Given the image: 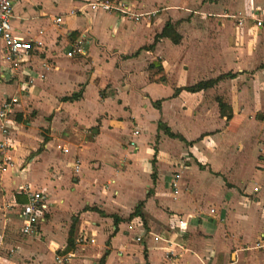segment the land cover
<instances>
[{
	"label": "crops",
	"instance_id": "1",
	"mask_svg": "<svg viewBox=\"0 0 264 264\" xmlns=\"http://www.w3.org/2000/svg\"><path fill=\"white\" fill-rule=\"evenodd\" d=\"M12 1L33 49L14 71L0 49V101L17 98L0 264H264V0H121L138 20ZM166 23L176 43L155 38ZM25 188L49 206L37 236L20 232Z\"/></svg>",
	"mask_w": 264,
	"mask_h": 264
},
{
	"label": "built area",
	"instance_id": "2",
	"mask_svg": "<svg viewBox=\"0 0 264 264\" xmlns=\"http://www.w3.org/2000/svg\"><path fill=\"white\" fill-rule=\"evenodd\" d=\"M83 7L92 11H118L121 13L122 18L130 17L134 20H138L140 16V14H132L121 0H91L83 4ZM12 17L13 1L0 0V49L4 61L7 62L10 70L14 71L17 70L25 58L29 56L33 49V44L31 40H23L14 35ZM55 21L60 22L61 17H57ZM256 23L257 25H261V20H257ZM86 35L87 32H83L73 41L71 47L66 52L68 57H72L76 54H85ZM16 101L17 98L15 97L0 101V128L3 132L8 131V115L12 112ZM133 133L137 134L138 131L134 130ZM130 145L134 146L135 143L131 141ZM10 148L11 144L8 140L0 141V155L2 156L3 163L2 169H5L9 165L11 166V163L7 160L5 155ZM64 151H66V149H64ZM254 190H257V187H254ZM23 191L27 196V201L20 205L18 211L20 232L25 236H37L39 223L44 218L49 206L42 190L25 188ZM154 239L157 240L159 238L155 236ZM167 253L173 255L171 250ZM58 260L61 259L58 258Z\"/></svg>",
	"mask_w": 264,
	"mask_h": 264
},
{
	"label": "trees",
	"instance_id": "3",
	"mask_svg": "<svg viewBox=\"0 0 264 264\" xmlns=\"http://www.w3.org/2000/svg\"><path fill=\"white\" fill-rule=\"evenodd\" d=\"M164 36H169L171 37L172 41L173 42H177L179 40V36L177 34H172V25L170 23H166V25L164 26V28L162 29L161 33L160 34H157L155 38H158V37H164ZM156 67L157 68V74L160 76L161 75V72H162V67L159 63H153L151 64V67ZM161 77V76H160ZM216 80H208V81H203V82H199L193 86H190V87H186L187 90L189 91H197V90H201V89H204V88H207L209 86H211L213 83H215ZM220 105V110H221V113L223 111V106L222 104H219ZM169 135L171 136H175L173 133H170L168 132ZM136 213V212H135ZM72 239L71 237L69 236L68 238V241H67V247L66 249H70L72 247Z\"/></svg>",
	"mask_w": 264,
	"mask_h": 264
},
{
	"label": "rangeland",
	"instance_id": "4",
	"mask_svg": "<svg viewBox=\"0 0 264 264\" xmlns=\"http://www.w3.org/2000/svg\"><path fill=\"white\" fill-rule=\"evenodd\" d=\"M83 131V130H82ZM86 130L84 129L83 132H85ZM87 132V131H86ZM85 132V133H86ZM247 149H249V146H247ZM246 177L251 178V175H253V179H255V177H257V173L252 169L251 163L249 162V164L247 163V167H246ZM256 175V176H255ZM251 181V180H250Z\"/></svg>",
	"mask_w": 264,
	"mask_h": 264
},
{
	"label": "water",
	"instance_id": "5",
	"mask_svg": "<svg viewBox=\"0 0 264 264\" xmlns=\"http://www.w3.org/2000/svg\"><path fill=\"white\" fill-rule=\"evenodd\" d=\"M260 117H261V115H260Z\"/></svg>",
	"mask_w": 264,
	"mask_h": 264
}]
</instances>
